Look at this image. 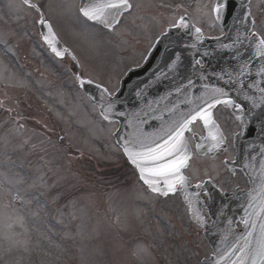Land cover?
<instances>
[{"label": "rangeland", "instance_id": "1", "mask_svg": "<svg viewBox=\"0 0 264 264\" xmlns=\"http://www.w3.org/2000/svg\"><path fill=\"white\" fill-rule=\"evenodd\" d=\"M185 1L184 6L199 7L194 18L207 25V34L221 33L203 12L206 0ZM260 1L254 3L258 23L264 20ZM150 3L137 4L138 24L126 40L120 30L119 41L80 18L76 0H57L51 12L57 31L73 42L92 77H104L98 80L112 90V76L140 58L135 42L153 33L156 22L146 16ZM6 7L7 12L2 0L0 40L9 36L22 43L28 72L20 73L0 47V264H199L211 250L180 195L144 193L114 145L117 123L100 116L74 75L47 62L23 27L7 23L12 8ZM56 65L63 72L72 68L69 61ZM217 116L232 131V116L225 110ZM193 129L202 132L197 123ZM222 158L194 154L187 174L192 180L216 177ZM222 178L225 189L245 181L238 171ZM17 193L23 199H14Z\"/></svg>", "mask_w": 264, "mask_h": 264}, {"label": "snow or ice", "instance_id": "2", "mask_svg": "<svg viewBox=\"0 0 264 264\" xmlns=\"http://www.w3.org/2000/svg\"><path fill=\"white\" fill-rule=\"evenodd\" d=\"M23 3L29 7L39 8L38 5L31 3L30 0H23ZM131 7L132 4L129 0H90L86 6L80 8V13L89 20L99 21L111 27L112 22H118V17L122 12ZM223 8L224 4L221 0V3H218L214 8L217 19L220 18ZM39 23L41 25H46L48 28V33L44 35L45 41L52 46L53 51L56 52L57 55H63V53L58 51L54 46L55 34L51 29V25L48 24L43 17V14H41ZM173 27L186 28L188 25L185 23L184 18L181 17L180 23L178 25H173ZM195 32L199 34L201 33V29L196 28ZM252 36L253 39L257 41L255 45L256 55L264 57V38L259 37L257 33H253ZM197 39H199V35ZM246 67L247 65H245V68ZM261 71L264 72V69H261ZM80 83L83 85L85 81L81 80ZM87 83H91V81H87ZM98 87H101L102 92L111 98L112 94L108 93L106 88L100 85H98ZM260 90L264 92V88ZM226 95L227 93L224 89H212L211 103H207L206 107L197 106L187 117H182L180 120L162 127L157 133L142 134L133 132L124 140L123 147L125 153L130 158L131 162L138 167L141 178L151 187L152 191L162 193L166 196L170 192L174 193L178 186L187 188L189 183L188 177L183 175L182 169L188 166L191 158V150L188 139L185 137L184 133L191 130L190 125L197 118L203 119L205 125L210 129H216L215 132L210 131L209 133L211 140L215 142L214 146L224 142L225 137L219 133L218 126L213 120L210 109L221 102L233 103L231 99L221 101L218 98ZM248 98L251 99L250 97ZM261 100L264 101V96L261 97ZM259 106L260 105H256L255 103L253 104V107ZM112 110L113 103L110 102L104 112H102V115H105V119L109 118L107 113ZM197 147L201 148L203 145L198 144ZM253 179L255 180L256 178L254 177ZM259 179L260 195L262 197L259 202V207L257 208L255 204L249 203L248 208L252 209V211L248 212L247 218L242 221L246 227L249 226L251 222V230L248 231L246 235H242L240 240L232 245L227 253L221 256V259L227 258L229 264H264V172H261ZM17 182L19 183V181ZM161 185H163V187H161ZM2 187L3 181H0V188ZM197 187H200V185H197ZM14 199H23V197L17 193ZM5 207H7V205H5ZM253 216L261 221L259 224V234L255 240L253 237L257 225L256 222L252 220ZM200 219L203 220V217Z\"/></svg>", "mask_w": 264, "mask_h": 264}, {"label": "water", "instance_id": "3", "mask_svg": "<svg viewBox=\"0 0 264 264\" xmlns=\"http://www.w3.org/2000/svg\"><path fill=\"white\" fill-rule=\"evenodd\" d=\"M246 1H248V0H246ZM224 20H225V18H223L222 14H220L219 21L223 23V22H225ZM185 21L188 22L187 20H185ZM188 26H189V28H191L190 25H188ZM169 32L170 33L168 34V36L170 38H174V39H176V38L181 39L182 38L183 40L185 39L184 34H183V33H185V27H177V28L171 29ZM226 41H227L226 37H224L219 42H216L213 44L215 46V49L212 48L209 51H206V49L209 45L207 43V41H204V43H202L203 45H201V46L204 50L202 49L201 51H199L197 56H200V55L202 56L203 53L206 51V57H205L206 66L205 67H206L207 71H210V69H211L210 65H212L215 68L216 73H218L220 71H223L222 73H224V72L228 71L227 68L235 65L236 61H240L239 57L229 56V53L227 52L228 51V47H227L228 42H226ZM197 56L195 57V60L197 59ZM153 62L154 61L152 58L150 61H148L146 63L147 65L144 66V68H150V66H151L152 69L159 70L156 67V65H153ZM191 64H192V62L189 61L188 65L192 66ZM248 64L255 67V71H257V72L259 71V67H257L256 62L252 61V62H248ZM244 69L247 70L248 68L246 67ZM190 72H191V70H190ZM192 72H193V70H192ZM222 73H220V75H222ZM196 75L199 76L200 80L205 81V82L211 79L210 72L206 76L203 73H201L199 71V69L197 70ZM80 80L85 81V83L82 85V87L84 88V91L87 92V94L89 95L91 100L99 106L101 113L104 112L105 108L107 107V105L110 102L113 103V110L111 112L107 113V115L109 117L108 120L114 121V119H119L121 121V126H120V129L118 130V132L116 133V136H117V139H118L120 145H122V147H123L124 140L127 139L130 136V134H132L133 132L142 133V134L157 133V131H156L157 129H155L154 126L153 127H146V129H144V128L139 129V131L135 130L136 125L141 120V116H143V112L146 113L147 109H144V107L141 109H135V107L133 108L132 106L129 108H126L123 105H121V103H120V102H123V100L121 99L120 93L116 94L114 96H111V98H109L107 94L102 92L101 87H98V84H95L93 82L87 83V81H89V80H86V79H80ZM189 95H191V94H189ZM220 98H221V96L219 97V99ZM227 99H231L233 101V103H231V104L225 103V104L230 105L233 108L234 104L236 103L234 97L233 96H226L223 98V101L227 100ZM246 111H247L246 109L240 111L239 115L246 117L247 116ZM234 112H235L236 116L239 118L237 111L234 110ZM103 116L105 117V115H103ZM187 116H188V113H186L184 110L183 111V117H187ZM195 140L197 142V145L200 144V142H199L200 140L198 138H195ZM123 149H124V147H123ZM128 159L130 160L129 157H128ZM130 162H131V160H130ZM245 167H246V172L250 175V180H251V184H252V191L246 192L244 195H239V197H238L239 202L236 204H233L230 201L226 202V204L229 208V213H232V216L229 219L231 221L232 225L235 224V221H236L235 219L241 218V215H245L247 218L248 212L252 211V209L248 208L249 203L255 204L258 208L260 199L262 198L260 195V179H259V177H260L261 172H264V165H262V167L259 168V166L256 163H253L252 165H247ZM254 177L256 178L255 180L253 179ZM161 187H163V186H161ZM187 201H188V204L190 206V212L192 213V216L194 218L195 217V212L193 211L194 206H198L199 203H198L196 197L193 196V193L188 197ZM206 205L212 211V206L214 205V201L208 200V201H206ZM234 208H238L240 213L235 212ZM246 209H247V211H246ZM211 215H212V218H214V220H215V215L212 212H211ZM252 220H254L257 223H260L259 219H257L255 216L252 217ZM204 226H205L204 232H206V234H207L209 229L216 230L218 232V233L215 232L214 234L211 235V239H212L211 242L214 244V247L216 249L215 252H217V255H215L212 258V260L205 262L204 264H217V262H218V264H229V260L227 258L221 259V256L224 255L225 253H227L229 248H231L232 245H234L238 240H240V237L242 235H246L247 232L251 230L250 224H249V226H247V229L245 227V230H242V231L234 230L233 229L234 227L230 230H224L225 227L218 228L219 225H218V223L216 224L215 222L210 227L207 225H204ZM257 236H258V233L255 231L253 239L255 240V238Z\"/></svg>", "mask_w": 264, "mask_h": 264}, {"label": "flooded vegetation", "instance_id": "4", "mask_svg": "<svg viewBox=\"0 0 264 264\" xmlns=\"http://www.w3.org/2000/svg\"><path fill=\"white\" fill-rule=\"evenodd\" d=\"M18 1L19 2H23V0H18ZM44 1L47 3V4H45L44 8H41L39 5H38L39 6L38 9L31 7L30 8L31 12L26 14V16L28 17L27 20L29 21L28 23H29V25H33L32 27L35 26V21H36L37 26L39 27V19H40L41 14H43L45 19H47V20L49 19L52 22L54 21L52 19L53 18V15H52L53 13L51 12V8H52L53 2L55 0H44ZM167 1L168 0H151L150 7L147 8L149 11L147 12V10H146V12H147L146 16L150 17V15H155L156 14V15L159 16L160 25L161 24L165 25V23H167V12L168 11H167L166 8H163L162 5L168 3ZM7 2H8L7 0H3V4H4L5 8H7L6 7L7 5L8 6L14 5L15 0L11 1V2H8V3ZM30 2L33 3V4H36L35 1H33V0H30ZM130 3L132 4V7L130 9H128L123 16H125L127 14L128 15V19L130 20L129 27H134V25L138 24V21L135 18L132 19V16L134 17V16H136L138 14L137 4L141 3V0H130ZM260 4L264 5V0H261ZM147 19H149V18H147ZM53 24H54V22H53ZM261 28H264V23H262ZM113 30H115V31L120 30L119 29V23L112 28V31ZM127 35L129 37L130 33H128ZM147 45H148V42L144 43V41L142 42V44L138 45V49L140 50V48H141L139 57H144V55L146 53V50H147V47H148ZM70 48L76 53L77 50L75 51L72 46H70ZM66 58H68V57L66 56L64 59H66Z\"/></svg>", "mask_w": 264, "mask_h": 264}]
</instances>
